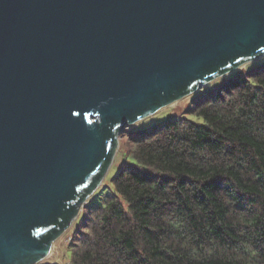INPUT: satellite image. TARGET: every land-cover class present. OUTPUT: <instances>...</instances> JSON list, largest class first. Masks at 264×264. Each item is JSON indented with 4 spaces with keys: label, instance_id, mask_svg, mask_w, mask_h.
<instances>
[{
    "label": "water",
    "instance_id": "95a60500",
    "mask_svg": "<svg viewBox=\"0 0 264 264\" xmlns=\"http://www.w3.org/2000/svg\"><path fill=\"white\" fill-rule=\"evenodd\" d=\"M264 56V0H0V264H36L119 136Z\"/></svg>",
    "mask_w": 264,
    "mask_h": 264
},
{
    "label": "trees",
    "instance_id": "16d2710c",
    "mask_svg": "<svg viewBox=\"0 0 264 264\" xmlns=\"http://www.w3.org/2000/svg\"><path fill=\"white\" fill-rule=\"evenodd\" d=\"M186 112L124 137L129 161L85 203L71 264H264V62Z\"/></svg>",
    "mask_w": 264,
    "mask_h": 264
},
{
    "label": "rangeland",
    "instance_id": "374dc122",
    "mask_svg": "<svg viewBox=\"0 0 264 264\" xmlns=\"http://www.w3.org/2000/svg\"><path fill=\"white\" fill-rule=\"evenodd\" d=\"M263 62H264V56H262L256 60H253L249 63H246V64L242 65L241 67L237 68L236 70L230 71L229 73H226V74H224L218 78H215L214 80L210 81L209 83H206L205 85H203L201 88H198L197 90L183 96L182 98L178 99L177 101L173 102L172 104L161 108L160 110L153 113L152 115H150V116H148V117H146L140 121H137L135 123L128 124L126 126L125 130L122 133H120L119 147H118L117 152L114 156L112 165L109 168L106 179H108L110 176H112L116 173L120 164L127 163L129 161V156L124 155L122 150H121V142L124 139V137L126 139L127 135H129L128 133H130L131 130H133V131L149 130L152 126L157 125V124L161 123L162 121H164L167 118L168 114H170V113H174L177 116L187 115L186 110L193 104L194 99L197 96H199L201 94V92L208 90V92L213 93L218 89V87L223 82V80L225 78L231 77L235 71H237V70L239 71V69H240L241 72H245L248 69H253L254 67L262 64ZM190 117L193 119H196V120H201L200 118L192 116V115ZM122 134H124V135H122ZM129 137H130V135H129ZM103 182H104V179L102 180V182L99 185V187L97 188V190L100 188V186L102 185ZM97 190L95 192H97ZM94 193L88 198V200L94 196ZM84 209H85V205L82 207L81 211ZM81 211H80V213H81ZM80 213H79V215H80ZM79 215H78V217H79ZM78 217H77V219H78ZM76 220H75V222H76ZM75 222L69 227V229H67L54 242L52 250L49 252V254L44 259H42L41 261H39L36 264H53V263L71 264L70 259H69L70 248H71L69 241H73V238H74V234L72 236V232H73V229L75 226Z\"/></svg>",
    "mask_w": 264,
    "mask_h": 264
}]
</instances>
